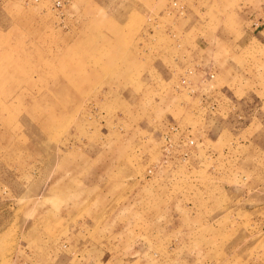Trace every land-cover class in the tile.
Instances as JSON below:
<instances>
[{
    "label": "rangeland",
    "instance_id": "1",
    "mask_svg": "<svg viewBox=\"0 0 264 264\" xmlns=\"http://www.w3.org/2000/svg\"><path fill=\"white\" fill-rule=\"evenodd\" d=\"M234 2L0 0V264H264V36Z\"/></svg>",
    "mask_w": 264,
    "mask_h": 264
},
{
    "label": "crops",
    "instance_id": "2",
    "mask_svg": "<svg viewBox=\"0 0 264 264\" xmlns=\"http://www.w3.org/2000/svg\"><path fill=\"white\" fill-rule=\"evenodd\" d=\"M257 4V9L253 10L251 7L253 4ZM235 8L242 7V8H249L245 11V13H248V22L250 23V26L252 32L256 31V36H264V0H236L234 2ZM250 5V6H249ZM253 8V7H252ZM252 11V12H251ZM247 22V23H248ZM244 23H246V20H244ZM104 228H100L99 231H102ZM87 230L91 233L95 231V226L93 223L89 222L87 223ZM117 230V228L115 229ZM107 244L106 237L100 238L99 240H91L89 239L88 242H86L84 245H87L90 248V253L86 256V259H89L90 262L94 260H100L104 262V258L107 256L106 251L102 250L105 245ZM83 245L80 244L79 247H82ZM73 255H71L70 260H72ZM85 259V260H86Z\"/></svg>",
    "mask_w": 264,
    "mask_h": 264
},
{
    "label": "built area",
    "instance_id": "3",
    "mask_svg": "<svg viewBox=\"0 0 264 264\" xmlns=\"http://www.w3.org/2000/svg\"><path fill=\"white\" fill-rule=\"evenodd\" d=\"M173 6L174 7H177V4L176 3H173ZM179 8V10H182V7H178ZM191 144H192V142H190Z\"/></svg>",
    "mask_w": 264,
    "mask_h": 264
}]
</instances>
